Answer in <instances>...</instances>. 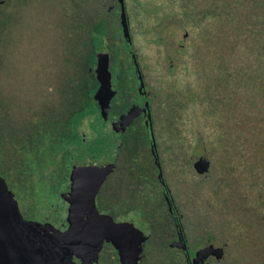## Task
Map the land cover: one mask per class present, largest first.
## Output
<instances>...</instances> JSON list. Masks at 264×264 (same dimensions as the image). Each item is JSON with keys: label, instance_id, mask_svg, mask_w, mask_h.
<instances>
[{"label": "rangeland", "instance_id": "obj_1", "mask_svg": "<svg viewBox=\"0 0 264 264\" xmlns=\"http://www.w3.org/2000/svg\"><path fill=\"white\" fill-rule=\"evenodd\" d=\"M115 3L1 1L0 235L13 250V260L1 264H31L25 259L36 242L27 231L21 243L16 230H29L30 201L43 210H51L47 201L57 203L58 214H50L69 228L93 227L100 212L121 216L132 234L148 240L150 260L174 249L145 118L131 106L137 84L125 75L130 58ZM123 6L144 82L155 95L162 178L189 248L212 246L205 264H264V0H124ZM116 77H123L119 85ZM101 101L112 102L100 108L107 109L106 131L95 124ZM67 160L77 176L70 204L46 187L60 182ZM97 241L96 250H63L55 264H117L103 245L110 241ZM158 259L150 264H164Z\"/></svg>", "mask_w": 264, "mask_h": 264}, {"label": "flooded vegetation", "instance_id": "obj_2", "mask_svg": "<svg viewBox=\"0 0 264 264\" xmlns=\"http://www.w3.org/2000/svg\"><path fill=\"white\" fill-rule=\"evenodd\" d=\"M1 1L2 0H0V5H1ZM115 6L119 8L118 15L120 19L119 22H120V27L122 31L124 47L126 48L127 54L130 58V67H128L126 70L128 74H125V75L127 77L133 76L137 84V95L135 96L137 97L136 98L137 102L136 104H134L131 100L132 102L131 106L136 107L138 105V111L142 112V115L145 118V120H146V111H149L150 118H151V124H152V131L154 132V128L156 124L154 120V113L151 107L150 97L155 96V95L154 93H152L150 96L149 86L144 82L145 65L142 64L141 60L138 57V54L135 52V49L133 48L134 44L132 41L131 30L129 27L128 18L126 16L125 10H124V15L126 18L125 22L127 24V30L129 34V43L124 37L123 27H122L121 6L118 1L117 3H115ZM114 18H116L115 14H114ZM112 24H114L113 20H112ZM115 28L117 27L115 26ZM117 32H119L118 29L114 31V33H117ZM129 48L131 49V51L129 50ZM130 73H133V74L131 75ZM120 78H123V77H120ZM120 78L116 77L115 84L119 85V83L121 82ZM140 84H141V87H139ZM160 92L161 91H159L157 95H160ZM113 102L117 106L120 112L121 109H120L119 104L121 102V99H119L118 96L114 97ZM103 103L104 102L101 101L100 107H99L100 122L95 123V124L100 126L98 129L106 131L108 129L107 128L108 125L106 126V124H104L101 121L108 120V117L105 120V116L103 114L107 112L108 108L110 109L111 106L109 105L112 102L108 103L107 106H103ZM101 107L103 108L108 107V108L106 109V111H104V113H101L103 112V111H100ZM145 107L147 108L145 109ZM109 124L112 127L111 121L109 122ZM101 126H104V127H101ZM153 137H154V134H153ZM154 140L156 143V147H158L155 137H154ZM74 164H77V162H75ZM92 164L89 166L95 172V169H94L95 165L93 166ZM65 166H68V168L67 169L65 168L63 174L57 177L58 180H60V182L52 181L53 186L46 185V187H49L50 189H53V190L56 189V191H59L62 194L63 201L69 202L70 204L69 192L71 193L70 189H71L72 184L73 183L76 184V182L73 180L76 179L77 176L76 177L73 176L72 169L75 166L72 164V162H68L67 160L65 163ZM167 194L170 200V207L165 202L167 206L166 209L173 223L174 235L176 237L175 241H173L171 244V246L174 247V249L172 253L169 254L170 255L169 257H167V255L165 256L162 255L163 257L160 255H157V256H154V258H152L151 260L155 262V260L159 258L157 262H161L164 264H175L176 262L175 260L177 259L176 257H179L178 262L180 264H205V262L202 261V258H197L199 257L197 255L198 253L197 252L193 253L191 249L189 248L188 241L186 239L185 227L182 222L181 211L178 209V207L173 202V199L171 198L169 194V189H167ZM93 195L96 198V195L94 192H93ZM162 195H163V190H162ZM90 197L92 198V196ZM37 198L38 197L36 195H33V199L38 202ZM47 202L49 203L51 210L38 209L34 205H32L31 201L27 203L26 208H27V213L29 215L27 222L30 224L29 230L25 226L19 227L16 229L17 234L20 236L19 241L21 243L27 240L26 235H25L27 231H31L32 233L31 238L33 239V242H36L35 243L36 249H32L29 253V258L25 259V260H30L31 264H40L42 260L47 259V258L50 260L51 264H55L56 262H59L61 259L64 258L62 253L67 252L66 253L67 255L68 253H71L73 247H77V246L81 248L83 251H88L94 248L96 250L97 248H100L99 245L96 244V242H98L97 240L110 241L109 243L104 242L103 245L110 248L113 254L116 253L115 255H117L116 257L118 258L117 264H150V262L153 263V261L150 260L151 258L150 251H148L149 252L148 253L146 250L148 240H146L145 242L144 241L141 242V238H140L141 233H138L135 236L132 233L129 234L127 229H122L121 226L126 227L124 226L126 220L121 219V216H115V217L111 215L106 216L107 213H104L105 218L98 219V217L96 216L95 218L96 222L93 227L90 226V223H89L87 225V228L84 227L83 225L81 226L72 225V227L69 228V224H66V222H63L62 220L57 222L56 217H54L58 214L59 208L58 206H55L57 203L55 202L53 203L52 201H47ZM96 204H98L97 198H96ZM52 211L54 212L53 214L54 216L50 214V212ZM143 213H144V210H143ZM30 214H33L35 217L32 218ZM99 214L103 215V213L101 212ZM142 219L146 221L145 218H142ZM18 220L21 221V219H18ZM119 226H120V229L118 228ZM68 232H70V234H68ZM122 232H124L123 235H122ZM114 236L116 239L120 240L119 243L117 242V240H108L110 238H113ZM1 238L2 236L0 235V264L5 262V259H6L5 257L8 258L7 262L9 261V259L11 261L13 260L9 258V254L11 255V252L13 250L9 249L4 244ZM179 240L181 241L180 243H179ZM91 245H93L92 248H91ZM63 250L64 252H62ZM21 260L23 261L24 259H21Z\"/></svg>", "mask_w": 264, "mask_h": 264}, {"label": "water", "instance_id": "obj_3", "mask_svg": "<svg viewBox=\"0 0 264 264\" xmlns=\"http://www.w3.org/2000/svg\"><path fill=\"white\" fill-rule=\"evenodd\" d=\"M117 1L119 2L120 6H121V12H122V27H123L124 37L126 38L127 42L129 43V34H128V30H127V24L125 22L126 21V18H125V15H124L123 0H117ZM129 50L131 51L130 48H129ZM139 87H141V84L139 85ZM146 108L147 107H145V109ZM144 126H145V129H146V132H147V137H148L149 146H150V152H151V155L153 157V160H154V164L156 166V169L158 171V180H159V183H160L161 188L163 190L164 200L167 203V205L170 207L169 196L167 194V189H166V186L164 184V180L162 178V171H161V168H160V165H159V157H158L156 143H155V140H154V137H153L152 124H151V118H150L149 111H146V120H145ZM207 162L208 161L206 160L204 169L207 168V165H208ZM0 182L3 183V180L0 179ZM97 217H98V219L105 218L104 215H98ZM118 228L120 229V226ZM121 228L122 229H127L128 232H129V234L132 233L131 230L128 227L121 226ZM123 234H124V232H122V235ZM108 240H117L118 243L120 242V240L116 239L115 236L113 238L108 239ZM180 242L181 241L179 240V243ZM212 250H213L212 249V246H207V247H204V246H201L200 247L199 246V249L196 251L198 253L197 255L199 256L197 258H202V261L205 262L206 259L208 258V256L211 255ZM5 258L8 259L7 257H5Z\"/></svg>", "mask_w": 264, "mask_h": 264}, {"label": "trees", "instance_id": "obj_4", "mask_svg": "<svg viewBox=\"0 0 264 264\" xmlns=\"http://www.w3.org/2000/svg\"><path fill=\"white\" fill-rule=\"evenodd\" d=\"M254 22H255V20L252 21L253 24H254ZM86 89L89 90L87 87H86ZM84 90H85V88H84Z\"/></svg>", "mask_w": 264, "mask_h": 264}]
</instances>
